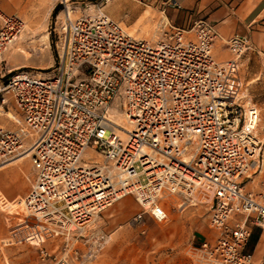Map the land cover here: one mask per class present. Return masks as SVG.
<instances>
[{
  "label": "built area",
  "instance_id": "built-area-1",
  "mask_svg": "<svg viewBox=\"0 0 264 264\" xmlns=\"http://www.w3.org/2000/svg\"><path fill=\"white\" fill-rule=\"evenodd\" d=\"M66 2L53 75H0V117L13 124H0V165L27 155L33 170L0 257L2 247L34 244L38 233V244L65 242L52 264H85L102 240L88 253L69 252V240L87 241L98 214L131 194L137 223L166 221L171 208L207 207L214 235L191 246L193 264H254L246 246L253 225L264 227V200L244 185L262 167L264 116L240 75L249 38H227L230 57L221 60L206 20L194 22L192 36L171 27L147 39L112 19L106 0L92 11L85 4L75 18ZM22 29L18 15L0 10V64Z\"/></svg>",
  "mask_w": 264,
  "mask_h": 264
},
{
  "label": "rangeland",
  "instance_id": "rangeland-1",
  "mask_svg": "<svg viewBox=\"0 0 264 264\" xmlns=\"http://www.w3.org/2000/svg\"><path fill=\"white\" fill-rule=\"evenodd\" d=\"M63 2L64 0L9 1L8 8L3 9V12L18 15L23 21V29L28 28V33L23 36L21 31L16 41L4 51L0 75L5 73L6 77L20 71L35 76L53 75L57 62L56 42L64 16ZM99 2L100 0H68L65 4L71 9V17L75 18L83 12L85 4L89 7L86 11H92L95 8L92 4ZM140 13L142 12L129 11V24L121 22V25L134 36H149L157 29V26L147 25V18L153 14ZM134 19L135 22L139 21L137 25H134ZM157 32H162L161 27H158ZM154 33L156 35V32ZM159 33L153 39H156ZM239 62L246 99L256 104L264 116V49L247 50L240 56ZM0 124L13 126L5 115L0 117ZM260 135L263 138L264 129ZM88 153L89 150L86 154ZM22 159L19 162L22 170L17 172V178L10 168L0 171V193H5L9 199L15 201L27 191L33 174L29 157ZM261 159L262 170L252 174L244 188L264 200V140ZM14 168L17 170V165H14ZM3 201L5 202L4 199ZM18 207L0 206V240L8 236L9 223L17 222V217H20L18 215H23L18 209L19 213H10ZM139 209L140 206L131 194L115 201L102 210L90 224L85 238L87 241L81 237L77 241L73 238L69 240V252L73 253V248H77L82 253H88L92 251L91 248L95 244L93 240L97 238L98 241L102 240L100 248L85 260V264H193L189 254L191 246L203 239H211L214 235L209 226V211L204 205L171 208L167 220L163 222H157L149 216H145L143 222H133L132 216ZM8 217H11V220L6 221ZM252 230L257 235L261 228L253 225ZM41 240L32 241L38 244ZM34 244L21 241L2 247L0 264H52L54 255L59 257L66 251L64 240L59 238L45 239L38 245ZM40 247L47 249L51 256L42 259L39 255ZM246 248L253 250L251 236ZM260 254L263 255L261 261L253 254L254 264H264V249Z\"/></svg>",
  "mask_w": 264,
  "mask_h": 264
},
{
  "label": "crops",
  "instance_id": "crops-1",
  "mask_svg": "<svg viewBox=\"0 0 264 264\" xmlns=\"http://www.w3.org/2000/svg\"><path fill=\"white\" fill-rule=\"evenodd\" d=\"M9 1L0 0V10L2 12L3 9L8 8ZM175 1L179 3L180 7L169 5L168 0H106L103 4V10L112 19L128 24L129 11L152 12L153 16L147 18V25L152 27L157 26V31L158 27H161L162 32L160 33L154 30L156 35L159 33V36L162 35L165 28L170 29L171 27L182 28L186 31L187 36H192L194 22L201 19L206 20L213 25L217 32V38L214 41L213 47L215 55L219 59L230 57V53L226 47V39L235 33L246 35L249 38L251 48L257 50L264 49V0ZM141 21L143 22V20ZM138 22L136 21L134 25H137ZM154 32L144 38L153 39L156 36ZM21 160L23 159L21 158L8 165L1 166L0 171L10 168L15 178H17V172L22 170L19 164ZM14 165H17V170L14 168ZM0 194L1 198L5 200V204L8 205L6 208L9 206H19L16 201L9 199L5 193L2 192ZM1 207L3 208V205ZM251 233L253 235L255 231L252 230ZM39 235L38 233H34L31 236V240H41L42 238ZM256 236L257 240L252 245V252L258 261H261L263 255L260 252L264 249V227L261 228ZM257 250L259 252H256Z\"/></svg>",
  "mask_w": 264,
  "mask_h": 264
},
{
  "label": "bare ground",
  "instance_id": "bare-ground-1",
  "mask_svg": "<svg viewBox=\"0 0 264 264\" xmlns=\"http://www.w3.org/2000/svg\"><path fill=\"white\" fill-rule=\"evenodd\" d=\"M64 1H66V0H64ZM23 31V36L24 35H26L28 32V28H25V30L23 29L22 30ZM21 35V34H20ZM115 118V120L116 121H119V122H123L122 120H123V118H122V116L120 115V114H117V116H115L114 117ZM263 138H264V136H263ZM264 140V139H263ZM25 157H27V155H21V156H19V157H17V158H14V159H12V160H10V161H8V162H6V163H4V164H1L0 165V167L1 166H4V165H8V164H10V163H12V162H14V161H16V160H18V159H21V158H25ZM262 170V169H261ZM2 198L0 199V206H2L3 205V207H6V204H5V202L2 200ZM17 204L19 205V207L21 206V204L17 201ZM8 206V205H7Z\"/></svg>",
  "mask_w": 264,
  "mask_h": 264
},
{
  "label": "trees",
  "instance_id": "trees-1",
  "mask_svg": "<svg viewBox=\"0 0 264 264\" xmlns=\"http://www.w3.org/2000/svg\"><path fill=\"white\" fill-rule=\"evenodd\" d=\"M251 239H252V245H253L257 240V236L255 234H253V235H251Z\"/></svg>",
  "mask_w": 264,
  "mask_h": 264
}]
</instances>
